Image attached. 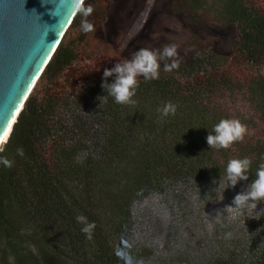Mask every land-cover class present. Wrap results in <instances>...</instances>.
Wrapping results in <instances>:
<instances>
[{"label": "trees", "instance_id": "1", "mask_svg": "<svg viewBox=\"0 0 264 264\" xmlns=\"http://www.w3.org/2000/svg\"><path fill=\"white\" fill-rule=\"evenodd\" d=\"M180 1L229 30L227 49L200 45L171 72L161 61L159 79L138 78L134 104L106 96L103 71L132 56L152 0L90 15L89 33L77 13L0 148L13 162L0 165V264H264V201L225 210L264 161V0H219L218 16L210 0ZM224 118L247 131L211 149ZM244 157L249 180L219 200L221 171Z\"/></svg>", "mask_w": 264, "mask_h": 264}, {"label": "clouds", "instance_id": "2", "mask_svg": "<svg viewBox=\"0 0 264 264\" xmlns=\"http://www.w3.org/2000/svg\"><path fill=\"white\" fill-rule=\"evenodd\" d=\"M65 2V0H61ZM75 9L81 16L80 27L82 32L89 33L93 31V24L89 22L88 17L93 12L91 4L85 6L84 0H74ZM178 49L175 44H168L159 49L141 47L137 49L130 58L123 59L115 64L114 67L103 71L104 82L101 87L107 95L114 99L117 104H134L133 97L138 87V78L144 80H156L160 77L161 61H167L163 65L164 72H171L179 68ZM111 83L107 81L108 77H113ZM106 96L98 97L103 103ZM176 107L172 103H167L161 110L162 116L175 114ZM247 131L239 119H221L216 123L209 135L206 137L207 144L212 148L227 149L234 142L244 138ZM18 156L24 155L22 147L16 149ZM12 161L6 156H0V165L11 167ZM251 160L247 157L230 159L226 168L221 171L217 190L220 199H223V193L229 187L234 188L241 180H249V170ZM255 178L250 181L246 190L238 193L232 201V205L226 207V212L231 213L235 209L237 214L251 212L257 208L260 201H264V161H262L255 171ZM235 218V217H233ZM77 222L84 225L82 231L90 234L94 223H88L86 217L80 215L76 217ZM131 247V245H126ZM142 264V262H138Z\"/></svg>", "mask_w": 264, "mask_h": 264}, {"label": "water", "instance_id": "3", "mask_svg": "<svg viewBox=\"0 0 264 264\" xmlns=\"http://www.w3.org/2000/svg\"><path fill=\"white\" fill-rule=\"evenodd\" d=\"M74 9V0H0V136L21 112Z\"/></svg>", "mask_w": 264, "mask_h": 264}, {"label": "rangeland", "instance_id": "4", "mask_svg": "<svg viewBox=\"0 0 264 264\" xmlns=\"http://www.w3.org/2000/svg\"><path fill=\"white\" fill-rule=\"evenodd\" d=\"M121 2L122 0H87L85 6L91 4L93 7L91 15H94L105 12ZM152 2L153 11L140 37L132 45L130 53L133 54L141 47L159 49L164 45L175 44L179 59L200 45L213 46L221 51L227 49L231 35L226 27L206 24L192 15L180 0H152ZM210 2L209 12L218 16L220 1L210 0ZM58 264L71 263L61 260Z\"/></svg>", "mask_w": 264, "mask_h": 264}, {"label": "bare ground", "instance_id": "5", "mask_svg": "<svg viewBox=\"0 0 264 264\" xmlns=\"http://www.w3.org/2000/svg\"><path fill=\"white\" fill-rule=\"evenodd\" d=\"M74 11H75V9H74ZM73 11V12H74ZM72 12V13H73ZM33 87V86H32ZM22 108L23 107H20L19 108V110L21 111L22 110ZM17 115V114H16ZM15 115V117H17ZM15 117H13L10 121H9V123L7 124V126L5 127V129H4V131H2V133H1V136H0V148H1V146L3 145V144H5L6 142H7V140H8V138H9V136H10V133H11V130H12V127H13V125H14V123H15Z\"/></svg>", "mask_w": 264, "mask_h": 264}]
</instances>
